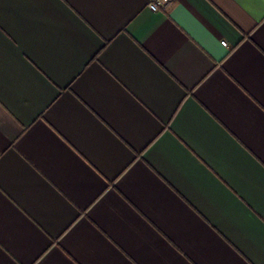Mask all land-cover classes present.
<instances>
[{"label": "crops", "instance_id": "0c3cea01", "mask_svg": "<svg viewBox=\"0 0 264 264\" xmlns=\"http://www.w3.org/2000/svg\"><path fill=\"white\" fill-rule=\"evenodd\" d=\"M0 264H264V0H0Z\"/></svg>", "mask_w": 264, "mask_h": 264}, {"label": "built area", "instance_id": "2783aa9c", "mask_svg": "<svg viewBox=\"0 0 264 264\" xmlns=\"http://www.w3.org/2000/svg\"><path fill=\"white\" fill-rule=\"evenodd\" d=\"M173 0H148V6L153 11H159L161 9H167ZM225 46L228 45L227 41L222 42Z\"/></svg>", "mask_w": 264, "mask_h": 264}]
</instances>
